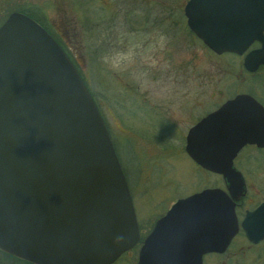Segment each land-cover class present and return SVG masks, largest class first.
I'll use <instances>...</instances> for the list:
<instances>
[{
  "label": "water",
  "instance_id": "95a60500",
  "mask_svg": "<svg viewBox=\"0 0 264 264\" xmlns=\"http://www.w3.org/2000/svg\"><path fill=\"white\" fill-rule=\"evenodd\" d=\"M214 4L220 12L246 6L256 30L240 39L211 35ZM184 15L216 52L240 53L262 40L245 65L264 61V0H188ZM247 143L264 146V108L249 94L188 129L186 154L221 174L228 192L204 188L178 198L144 238L138 264H201L205 252L227 245L237 231L233 198L244 191L233 159ZM253 214L243 224L250 239ZM139 239L127 179L89 88L43 26L10 12L0 24V250L35 264H112Z\"/></svg>",
  "mask_w": 264,
  "mask_h": 264
},
{
  "label": "rangeland",
  "instance_id": "374dc122",
  "mask_svg": "<svg viewBox=\"0 0 264 264\" xmlns=\"http://www.w3.org/2000/svg\"><path fill=\"white\" fill-rule=\"evenodd\" d=\"M25 1L45 5L92 88L129 172L140 229L213 183L185 153V134L231 92L241 70L233 56L217 59L193 42L185 0H0V16ZM115 264H134V252Z\"/></svg>",
  "mask_w": 264,
  "mask_h": 264
},
{
  "label": "flooded vegetation",
  "instance_id": "af4514ba",
  "mask_svg": "<svg viewBox=\"0 0 264 264\" xmlns=\"http://www.w3.org/2000/svg\"><path fill=\"white\" fill-rule=\"evenodd\" d=\"M187 1L185 0L184 5ZM184 5L181 15L185 18L187 29L193 35V42L201 44L203 52L206 51L217 59H225L228 55L233 56L241 70V76H238L236 85L233 86L231 92H228L227 96L223 94V97L216 102L215 107L208 111V113L216 110L225 101L234 98L237 94H249L264 108V61L254 63L252 67L249 66L251 68L245 65L247 55L252 51L262 48V40L258 38L252 39L248 46L243 50L240 49V53L236 52V50H221L220 52H216L199 37L195 29L192 31L189 28L186 16L184 15ZM211 8L210 12H212L211 15L213 17L212 19L209 17L211 20L207 22L208 26L206 27L207 32L211 35L230 34L236 39L235 35L238 34V39H240V36L252 33V27L256 30L255 20L251 21L249 18L246 20V6L241 7L233 4L227 6L222 12H220V7H217L215 4ZM214 9L213 13L211 10ZM237 15L241 17V20H239ZM231 65L235 64L232 63ZM248 84H253L254 87H247ZM195 165L214 179L212 184L204 188L219 187L228 192L226 182L221 174L208 171L197 164ZM233 165L241 173L244 181V191L237 198H233L237 231L222 250L205 252L201 258V264H264V146L251 143L243 145L234 157ZM252 212L254 214L252 217H249V223L256 228L257 233L254 239H250L247 236V232L243 226ZM152 224L145 230L139 227L141 235L139 243L135 245V248L117 258L113 264L132 251L134 252V264H137L139 247Z\"/></svg>",
  "mask_w": 264,
  "mask_h": 264
},
{
  "label": "trees",
  "instance_id": "16d2710c",
  "mask_svg": "<svg viewBox=\"0 0 264 264\" xmlns=\"http://www.w3.org/2000/svg\"><path fill=\"white\" fill-rule=\"evenodd\" d=\"M6 4L7 3H5L4 5H6ZM12 5H14V6H12ZM12 5H11L12 7L10 6V7H5L4 8L5 12H3V14L0 16V24L4 21V19L6 18V16L10 12H12V11L23 12V13L29 15L30 17H32L33 19H35L37 22H39L56 39V41L62 46V48L67 53H69L67 51V49L64 47L59 34L54 30V27L52 26L53 23L49 19V15L47 14V12L45 10V5L34 3V2H31V1H25L24 3H18V4H12ZM68 55H70V54H68ZM86 83H87V81H86ZM87 85H88L92 95L94 96V92H93L92 88L89 86L88 83H87ZM114 145H115L118 157L120 159V162L122 164V167H123L125 176L127 178V181L129 182V172H128L127 168L125 167L124 163H123V160H122L121 155H120V153L118 151L117 145L115 143H114ZM5 262H9V263H13V264L14 263H19V262H21L22 264H34V263L28 262L26 260H23L21 258L15 257V256H13L11 254H8V253L0 250V264H5Z\"/></svg>",
  "mask_w": 264,
  "mask_h": 264
}]
</instances>
